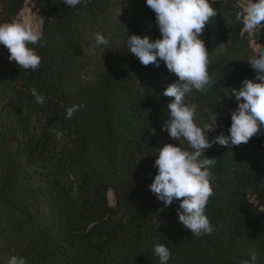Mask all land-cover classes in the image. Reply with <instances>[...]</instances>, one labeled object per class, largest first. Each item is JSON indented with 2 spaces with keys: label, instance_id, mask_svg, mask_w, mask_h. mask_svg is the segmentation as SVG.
Masks as SVG:
<instances>
[{
  "label": "trees",
  "instance_id": "obj_1",
  "mask_svg": "<svg viewBox=\"0 0 264 264\" xmlns=\"http://www.w3.org/2000/svg\"><path fill=\"white\" fill-rule=\"evenodd\" d=\"M247 3L214 0L217 15L201 35L215 83L187 102L197 105L198 123L215 117L210 140L227 134L236 107L228 93L255 77L248 60L255 44L264 46L263 33L236 20ZM24 6L43 15L42 38L30 45L42 59L25 70L0 47V264L13 256L26 264H159L157 243L169 248L168 264H243L253 251L264 264V129L246 144L205 150L215 160L210 235L192 234L178 221L179 201L165 208L148 188L158 149L188 145L161 131L172 99L162 93L177 77L163 61L145 66L128 51L127 34L160 37L145 0L75 8L0 0V23ZM97 32L107 46H95ZM73 104L82 107L67 119Z\"/></svg>",
  "mask_w": 264,
  "mask_h": 264
},
{
  "label": "clouds",
  "instance_id": "obj_2",
  "mask_svg": "<svg viewBox=\"0 0 264 264\" xmlns=\"http://www.w3.org/2000/svg\"><path fill=\"white\" fill-rule=\"evenodd\" d=\"M86 2L62 0L69 8ZM145 3L155 13L160 37L149 39L147 35L127 34L128 51L145 66L159 67L163 61L167 70L177 77L162 93L172 99L167 104L169 115L161 131H166L175 140L186 141L188 145L185 148L181 143H165L158 149L153 163L156 174L148 188L165 208L179 201L176 209L178 221L192 234L210 235L213 226L205 208L213 194L210 168L215 160L204 153L216 143L221 146L246 144L264 129V47L248 60L255 70V77L244 79L239 89L231 88L228 93L236 101V107L230 113L227 134L221 130L210 140L207 133L216 127L215 117L210 123H198L197 105L189 104L187 98L194 90L204 93L215 83L208 71L209 53L201 39L206 24L217 15L214 0H145ZM236 20L245 30L264 27V0H248L244 11L236 14ZM41 38L42 32L34 28L30 20L0 23V45L8 49L9 61L25 70L39 68L42 58L30 45L37 44ZM108 43L105 35L95 34L96 47ZM32 94L38 104L45 102L35 89ZM80 107L82 105L77 104L68 107L66 118L70 119ZM56 135L59 139L63 132L58 131ZM153 252L159 264H168L171 259V252L163 243L155 244ZM8 264H26V260L13 256ZM243 264H258V253L251 252L250 259Z\"/></svg>",
  "mask_w": 264,
  "mask_h": 264
},
{
  "label": "rangeland",
  "instance_id": "obj_3",
  "mask_svg": "<svg viewBox=\"0 0 264 264\" xmlns=\"http://www.w3.org/2000/svg\"><path fill=\"white\" fill-rule=\"evenodd\" d=\"M244 8H246V6H244ZM26 20H30L34 28L38 29L41 32L43 15L39 10L31 11V9L28 6H24L22 10L19 12L18 19H16L15 21L23 22ZM261 47H264V46L260 45L259 43L254 45V48L256 51H258V49H260ZM239 87H237L236 89H239ZM108 199H109L110 204H112L113 195L111 191L108 194Z\"/></svg>",
  "mask_w": 264,
  "mask_h": 264
},
{
  "label": "crops",
  "instance_id": "obj_4",
  "mask_svg": "<svg viewBox=\"0 0 264 264\" xmlns=\"http://www.w3.org/2000/svg\"><path fill=\"white\" fill-rule=\"evenodd\" d=\"M256 30L264 34V27H261L260 29H256Z\"/></svg>",
  "mask_w": 264,
  "mask_h": 264
}]
</instances>
